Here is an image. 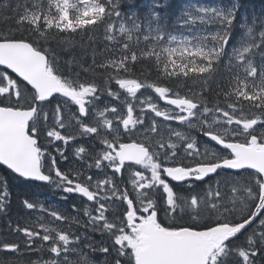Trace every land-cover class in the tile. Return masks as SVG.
I'll list each match as a JSON object with an SVG mask.
<instances>
[{
    "label": "snow or ice",
    "instance_id": "1",
    "mask_svg": "<svg viewBox=\"0 0 264 264\" xmlns=\"http://www.w3.org/2000/svg\"><path fill=\"white\" fill-rule=\"evenodd\" d=\"M135 6L136 0L0 2V168L84 198L82 208L72 205L74 216L39 205L40 213L82 232L52 226L42 215L9 220L6 235L19 239H0V252L40 254L26 264H95L97 253L104 264H264V62L257 60L264 58V16L238 19L239 0L225 9L192 6L178 26L206 34L178 37L159 13L162 0L143 14ZM236 27L243 43L231 45ZM80 33L103 34L102 63L95 53L87 67L75 56L62 59L68 37ZM153 61L157 82L134 75L136 64ZM97 68L103 90L84 78ZM221 68L228 87L214 102L165 83L214 80ZM145 89L164 106L144 97ZM105 95L118 103L101 107ZM82 138L93 140L91 150H73L85 167L62 171L52 149L67 161L65 148ZM9 197L6 175L0 213ZM22 204L38 207L28 198Z\"/></svg>",
    "mask_w": 264,
    "mask_h": 264
},
{
    "label": "trees",
    "instance_id": "2",
    "mask_svg": "<svg viewBox=\"0 0 264 264\" xmlns=\"http://www.w3.org/2000/svg\"><path fill=\"white\" fill-rule=\"evenodd\" d=\"M145 1L150 0H136V6L135 9L139 11L140 13L144 12L145 9ZM197 3H207V5H216L219 7H225L228 8L233 3V0H194ZM2 2V0H0ZM240 7H239V13L238 16L242 15L250 19V17L253 16H264V0H239ZM258 4V5H257ZM169 7H166L163 12L164 16L166 18V26L173 27L174 25L170 22L172 21V18L175 14H172V7L173 3L168 4ZM252 8V9H251ZM162 9H159V12ZM177 10V9H176ZM180 10V7H178V12ZM259 10V11H258ZM261 10V11H260ZM237 28V27H236ZM235 28V29H236ZM173 30V29H172ZM68 39L72 40L71 49L68 52H62L61 56L63 60H67L72 56H75L77 59H80L84 66H90L92 64L93 55L95 53V59L96 63H102L104 61V56L100 54V48L104 47L105 44L108 42L104 40L102 33H91L88 35H85L83 33L76 34L73 36L68 37ZM233 39V37H232ZM231 45H235L233 40L230 41ZM51 47L56 48L55 41L51 42ZM57 51L59 49L57 48ZM263 58H261L262 60ZM261 62V61H258ZM264 62V59H263ZM154 65V61L152 63L149 62H142L138 63L134 67V75L139 77L142 80H145L146 82H157L159 80V74L156 71ZM100 69H96V72L94 74H85V79L92 80L95 79V82L101 87V89H104V84L102 79H100ZM226 69L221 68L220 72L216 75L214 80H205L203 78L198 79L196 81H193L191 79L184 80L181 78L180 80H170L165 81L167 85L173 89V91L179 90L181 94H187L189 96L193 95L194 93H202L209 101L214 102L215 99H217L216 94L218 92H221V90L226 89L228 87V81L226 80ZM113 90H117L118 86L114 83L111 85ZM191 89V91H190ZM111 97H107L106 95L102 98L100 104L104 105L105 102H108L110 104ZM90 144V142H87ZM8 176V182H9V191H10V203L8 204L7 210L4 213H0V239L7 240L9 242H14L19 239L16 235H6L8 231V222L11 220L13 224L16 222H21L25 219H28L29 217L32 218V220H35L38 216L44 217V222L50 223L52 226H60L63 227L66 231H76V232H82L83 229L79 228L75 224H71V227H69L70 221H55L54 218L48 216L47 212L40 213L39 211V205H44L45 207H51L54 210H58L65 215L74 216L76 215L75 212H73L72 205L73 203H70V201L67 200H58L61 198V191L56 190L51 185H43V184H36L30 181H24L19 178H16L13 174L8 175L3 168H0V179L4 178L5 176ZM203 186V185H201ZM200 187V186H199ZM204 187V186H203ZM199 190V189H197ZM28 198L31 201H34L37 203L38 207L36 210H26L23 207L22 201ZM72 201L76 200V197H69ZM77 205V204H75ZM82 208V205H77ZM82 220H86V217H83L81 215ZM161 219L165 220V222H170L166 220L163 216V213H161ZM189 218L185 217V221H188ZM255 225H253V228ZM252 232V229L250 228L248 230V235H250ZM96 241H99L101 237L99 234L95 233H89ZM99 239V240H98ZM243 239V237L241 238ZM40 256L37 252H30L27 250L22 249L21 253H12V252H0V258L2 259H11L13 261V264H26L29 260H36ZM43 259L47 260L49 259V253L45 251L43 253ZM104 255L103 254H95L94 260L95 264H104ZM257 264H260V260H257Z\"/></svg>",
    "mask_w": 264,
    "mask_h": 264
},
{
    "label": "flooded vegetation",
    "instance_id": "3",
    "mask_svg": "<svg viewBox=\"0 0 264 264\" xmlns=\"http://www.w3.org/2000/svg\"><path fill=\"white\" fill-rule=\"evenodd\" d=\"M162 2L163 3H165L166 4V7H169L168 6V4L169 3H173V7H172V11H173V13L172 14H175L174 16H173V18H172V21H170L173 25H175V23L177 22V16L179 15V12L177 11L178 9V7L180 6V5H186L187 3H197L196 1H194V0H183V2L181 3V2H179V0H162ZM200 3V2H199ZM204 5H206L207 6V3H203ZM210 6V5H209ZM166 7H163V8H160V9H162L159 13H160V15H162V17L165 19V23H166V18H165V14H164V12H163V10L166 8ZM177 9V10H176ZM239 30V29H238ZM236 32L234 31L233 33H232V37L234 36V34H235ZM146 97V96H145ZM153 98H154V101H158V98H156L155 97V95L153 96ZM111 100V102H110V104H116L117 103V101H112V99H110ZM158 102H161L162 104H163V102L162 101H158ZM102 106H104V105H101V107ZM76 110H75V107L73 106V108H72V111L71 112H66V119H71L72 118V112H75ZM158 119H160V118H158ZM63 131V130H62ZM68 133H71V134H74L76 131H77V129L74 127V126H70L67 130H66ZM81 144H80V143ZM87 142H90V144L91 145H89ZM60 147H62V148H65V146L63 145V143L62 142H56ZM76 146H84V147H86V149H89V150H91V148L93 147V140L92 139H89V138H82V139H79L74 145L72 144V143H70L66 148H65V154H66V156L68 157V159H67V161H65L64 159H62L61 157H59V155L55 152V150L54 149H52V152H53V155H56V157H57V161H58V165H59V167H60V169L62 170V171H69L70 169H75L76 168V170H79L80 168H82V167H85V165L80 161V160H78L77 158H76V156L74 155V152H73V150H74V147H76ZM90 147V148H89ZM70 150V151H69ZM69 152V153H68ZM69 160V161H68ZM85 160H88V156L87 155H85ZM60 163V164H59ZM65 165V166H64ZM67 165V166H66ZM69 167H70V169H69ZM46 171H47V169H46ZM91 174L93 175V177L94 178H102V175H100V174H98V172H97V170L96 169H92L91 170ZM53 175H54V173H53ZM125 176H126V174H125ZM81 180H83L84 179V177H81L80 178ZM44 185V184H43ZM52 187H54L55 188V186L54 185H51ZM204 186V185H203ZM203 186H201L200 185V187H203ZM56 189V188H55ZM56 190H58V191H61V195H67L68 196V200L70 201V203H73V204H77V205H82V201L84 200V198H82V197H80L79 196V194H75V193H73V194H65V193H62V190H60V189H56ZM76 197L77 199L76 200H74V201H72L69 197ZM58 200H62L61 198L60 199H58Z\"/></svg>",
    "mask_w": 264,
    "mask_h": 264
},
{
    "label": "rangeland",
    "instance_id": "4",
    "mask_svg": "<svg viewBox=\"0 0 264 264\" xmlns=\"http://www.w3.org/2000/svg\"><path fill=\"white\" fill-rule=\"evenodd\" d=\"M152 2H153V0L145 1V5H144L145 6V9H147V7L149 6V4H151ZM192 6L218 7V6H209V5L206 6V5L194 4V3H187L186 5H181V7H180L181 8L180 9V14L177 16V22L175 24L178 25V18L181 16L182 11L185 10V9H189ZM221 9H225V8H221ZM143 13L144 12H142L141 14H143ZM251 18L252 17H250V19ZM164 23H165V19H164ZM165 25H167V24L165 23ZM174 27L175 26H173V27L166 26L168 32H170L172 34H176L178 37L181 36V35L195 36V35H203V34H206L205 30L202 29V28L193 29L191 32H189L187 28H181V27L178 26V28L174 29ZM237 28L239 29L238 32H237V36H235L233 38V40L235 42V45H239L240 43H243V40L240 39V37H241V29L239 27H237ZM245 39H250V37H245ZM257 58H260V57H257ZM142 95L145 97V96H148V95L154 96L155 94L152 93L150 90L145 89V90H142ZM159 103L161 104V106H164V104H162L161 102H159ZM172 123L175 126V122H172Z\"/></svg>",
    "mask_w": 264,
    "mask_h": 264
},
{
    "label": "bare ground",
    "instance_id": "5",
    "mask_svg": "<svg viewBox=\"0 0 264 264\" xmlns=\"http://www.w3.org/2000/svg\"><path fill=\"white\" fill-rule=\"evenodd\" d=\"M179 2H183V0H179ZM258 5V4H257ZM178 9V8H177ZM252 9V8H251ZM259 11V10H258ZM261 11V10H260ZM80 143V142H79ZM81 144V143H80ZM74 145V144H73ZM89 145H91V144H89ZM90 148V147H89ZM70 151V150H69ZM69 153V152H68ZM69 161V160H68ZM60 164V163H59ZM65 166V165H64ZM67 166V165H66ZM69 169H70V167H69ZM76 169V168H75ZM99 240V239H98Z\"/></svg>",
    "mask_w": 264,
    "mask_h": 264
},
{
    "label": "water",
    "instance_id": "6",
    "mask_svg": "<svg viewBox=\"0 0 264 264\" xmlns=\"http://www.w3.org/2000/svg\"><path fill=\"white\" fill-rule=\"evenodd\" d=\"M9 71H10V70H9ZM13 76H14V74H13ZM13 175H15V174H13ZM20 179H23V178H20ZM23 180H24V179H23ZM25 181H27V180H25ZM32 182L45 184L44 182H36V181H32Z\"/></svg>",
    "mask_w": 264,
    "mask_h": 264
}]
</instances>
